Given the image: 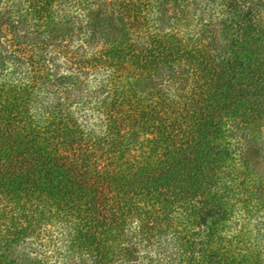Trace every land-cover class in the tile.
I'll list each match as a JSON object with an SVG mask.
<instances>
[{
    "label": "trees",
    "instance_id": "obj_1",
    "mask_svg": "<svg viewBox=\"0 0 264 264\" xmlns=\"http://www.w3.org/2000/svg\"><path fill=\"white\" fill-rule=\"evenodd\" d=\"M202 2L0 0V264L56 227L79 264H264V0Z\"/></svg>",
    "mask_w": 264,
    "mask_h": 264
},
{
    "label": "rangeland",
    "instance_id": "obj_2",
    "mask_svg": "<svg viewBox=\"0 0 264 264\" xmlns=\"http://www.w3.org/2000/svg\"><path fill=\"white\" fill-rule=\"evenodd\" d=\"M206 1L207 0H203V2L199 4L200 10H198V12L194 14V16L197 18L195 19L194 23H197V20H198L197 27L201 26L200 23L208 21L211 18V15H213V13L215 12V11L213 12L212 10L208 8V4ZM217 9L219 11L221 9V5L217 7ZM164 10L165 12L163 15V19L166 18L167 16L173 17V18L180 17L181 19H183L182 13L180 12V9L177 5L174 6L172 3L166 4L164 7ZM191 14H193V12H191L189 15ZM214 16H215V13H214ZM159 17H161V13H159ZM198 18H200V20ZM261 18L264 20V14L262 15ZM172 20L173 19H170L169 21L171 22ZM214 24H215L214 25V35L217 39L216 41L219 44L227 47L229 45V37L225 36L224 34L227 31L222 29L221 25L219 24V21L216 20ZM208 32H209L208 30L204 31V34L201 36V38L198 36V47H201V49L207 45V41L209 39L208 37L210 34ZM182 34H183V37L181 38L185 42L186 38H185L183 31H182ZM87 76H88L87 82L85 84L83 83V85L85 86H83V88H81V90L78 91L79 93L77 92L78 95H81V96L85 95V98L87 97L86 95L90 92V89H92L91 73H87ZM259 153H261V151ZM259 159L262 160L260 163L263 164L264 160H263L262 155L259 156ZM260 163H257V168L259 169L261 168ZM58 233L59 232L57 231V227H56L55 231L49 237L40 235V237H38L39 239L28 240V242H25L22 245L17 247L15 255L17 254V256L20 257L22 264H79V260H78L79 253L76 251H74V253L72 254H70V252L67 253L64 247V241H63L64 239L61 238ZM155 250L156 249L154 247L151 252L153 256L155 255V252H154ZM25 255L28 256V259H29L28 262H26L23 259ZM141 264H157V263L153 259L152 262L148 263V262L143 261V263Z\"/></svg>",
    "mask_w": 264,
    "mask_h": 264
}]
</instances>
